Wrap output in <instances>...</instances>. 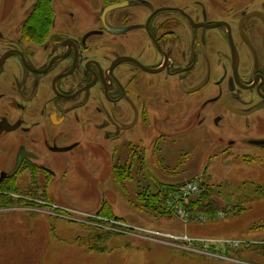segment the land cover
I'll return each mask as SVG.
<instances>
[{
    "label": "flooded vegetation",
    "instance_id": "af4514ba",
    "mask_svg": "<svg viewBox=\"0 0 264 264\" xmlns=\"http://www.w3.org/2000/svg\"><path fill=\"white\" fill-rule=\"evenodd\" d=\"M178 2L59 13L51 0L43 18L37 0L0 2V213L83 214L64 185L89 181L90 164L150 182L137 168L154 152L225 122L228 148L264 151V0Z\"/></svg>",
    "mask_w": 264,
    "mask_h": 264
},
{
    "label": "rangeland",
    "instance_id": "374dc122",
    "mask_svg": "<svg viewBox=\"0 0 264 264\" xmlns=\"http://www.w3.org/2000/svg\"><path fill=\"white\" fill-rule=\"evenodd\" d=\"M99 1L55 3L59 13H69V9L82 10L77 3L93 7ZM224 127V131L208 129L207 134L203 130L199 146L185 142L154 152L145 168H137L145 170L144 176L152 174L150 182H139V173L127 183V176L121 174L118 182L115 177L112 180L110 168H102L100 159L90 164V178L82 181L84 186L75 183L69 192L64 185L68 191L64 204L83 214L51 210L42 204V208L33 204L35 209H19L13 203L15 210L0 213V264H264V195L256 194H264V151L228 148L219 139L229 137L226 122ZM103 172L108 177L99 183ZM190 181L198 187L195 200L211 188L220 209L212 219L204 214L189 219L174 213L168 217L141 208L137 200L146 184L151 190H162ZM96 187L104 191L103 196H98ZM170 195L169 210L175 194ZM43 202L51 205L49 199ZM24 205L31 204L19 206Z\"/></svg>",
    "mask_w": 264,
    "mask_h": 264
},
{
    "label": "trees",
    "instance_id": "16d2710c",
    "mask_svg": "<svg viewBox=\"0 0 264 264\" xmlns=\"http://www.w3.org/2000/svg\"><path fill=\"white\" fill-rule=\"evenodd\" d=\"M50 5L51 0H37L36 4V10H38V14L43 18L46 16V12L50 11ZM115 179L119 182H121V178L115 177ZM150 185H145L143 187V191H141L139 194H137V200L142 203L141 208L143 207L146 210H151L153 212L164 214L166 216H170V214H173L172 210L167 209V202L172 192L175 194L177 186L175 185H169L165 186L162 190H158L157 188L153 187L151 190ZM211 188L207 187L206 190H204L201 195L194 201L188 202L186 205H184V209L186 213L191 216L194 215H208V217H211L212 219L215 215L218 214L220 211L219 207L216 206L214 200L211 197ZM145 195L143 196V193ZM13 202L9 201L8 205L6 207H12ZM233 212V209L230 211ZM116 223L117 221H113Z\"/></svg>",
    "mask_w": 264,
    "mask_h": 264
},
{
    "label": "built area",
    "instance_id": "2783aa9c",
    "mask_svg": "<svg viewBox=\"0 0 264 264\" xmlns=\"http://www.w3.org/2000/svg\"><path fill=\"white\" fill-rule=\"evenodd\" d=\"M198 196L197 185L190 181L186 182L184 185L177 187L175 196L172 197V208L173 213L182 219H189L188 214L184 209V205L195 199Z\"/></svg>",
    "mask_w": 264,
    "mask_h": 264
},
{
    "label": "water",
    "instance_id": "95a60500",
    "mask_svg": "<svg viewBox=\"0 0 264 264\" xmlns=\"http://www.w3.org/2000/svg\"><path fill=\"white\" fill-rule=\"evenodd\" d=\"M127 3H121V4H116V5H111V6H108L105 8V10L103 12H107V11H111V10H114V9H119V8H122L124 6H126Z\"/></svg>",
    "mask_w": 264,
    "mask_h": 264
}]
</instances>
